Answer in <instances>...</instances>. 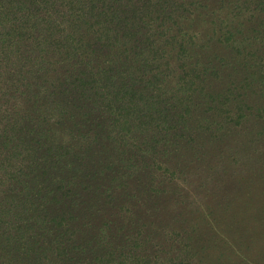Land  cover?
Segmentation results:
<instances>
[{"label": "rangeland", "instance_id": "374dc122", "mask_svg": "<svg viewBox=\"0 0 264 264\" xmlns=\"http://www.w3.org/2000/svg\"><path fill=\"white\" fill-rule=\"evenodd\" d=\"M129 1L121 4L138 16L143 3ZM113 6L125 23L135 22ZM234 12L233 23L251 26L249 11ZM197 23L193 31L205 40L198 44L207 43L212 31ZM135 24L143 42L148 28ZM210 43L212 50L189 43L182 60L170 61L173 75H158L165 68L152 59L129 71L116 58L106 64L112 75L82 78L72 93L88 96V121L81 134L59 135L79 150L77 161L50 167L38 129L7 130L2 255L20 239L38 250L64 230L68 251L104 254L105 264H264V35L236 49ZM10 234L16 238L8 242Z\"/></svg>", "mask_w": 264, "mask_h": 264}, {"label": "trees", "instance_id": "16d2710c", "mask_svg": "<svg viewBox=\"0 0 264 264\" xmlns=\"http://www.w3.org/2000/svg\"><path fill=\"white\" fill-rule=\"evenodd\" d=\"M122 1L0 0V124L7 118L0 140L7 130L33 134V127L40 132L41 142L37 145L43 148L46 165L58 167L60 161H77L79 150L61 142L59 135L63 131L66 135L81 134L91 106L87 95L77 98L72 92L83 79L101 80L112 75L109 73L113 69L106 65L110 59L120 58L119 62L129 66V71L132 63L152 59L165 68L158 75L167 76V72L174 73L173 68L167 71L170 61L182 60L192 41L200 49L212 50L211 41L215 49H236L238 43L246 40L251 45L264 35V0H141L138 16L137 8L122 5ZM212 2L219 6L211 5ZM114 4L134 14L135 22L148 28L143 42L138 40L139 25L130 19L125 23ZM235 10L240 17L241 12L249 11L246 23L250 27L241 26L244 21L237 24L230 20ZM198 21H204L213 32L207 43L198 44L205 41L193 31L197 32ZM150 49L154 58L146 55ZM68 78H75L74 83L67 82ZM99 100L102 102L103 98ZM8 146L0 144V156L8 155ZM6 162L9 165L5 172L10 167L9 160L3 161V166ZM57 231L38 250L21 239L20 246L11 253L2 255L0 250V264H105L104 254L94 252L85 257L86 253L79 254L73 247L68 251L66 233ZM12 237L16 235L10 234L8 242Z\"/></svg>", "mask_w": 264, "mask_h": 264}]
</instances>
